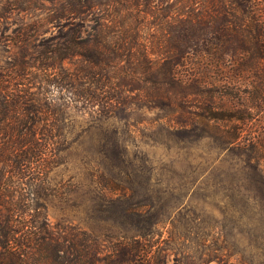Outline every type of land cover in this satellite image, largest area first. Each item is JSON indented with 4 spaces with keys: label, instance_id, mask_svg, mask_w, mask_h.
<instances>
[{
    "label": "trees",
    "instance_id": "obj_1",
    "mask_svg": "<svg viewBox=\"0 0 264 264\" xmlns=\"http://www.w3.org/2000/svg\"><path fill=\"white\" fill-rule=\"evenodd\" d=\"M34 1L0 0V264H168L166 221L134 201L156 184L126 140L141 126L161 144L218 140L243 156L264 200V0H61L48 39L42 21L4 23ZM194 58L214 75L181 73ZM73 147L109 171L91 175V200L120 229L107 252L48 219L52 198L71 197L49 176ZM107 173L128 178L108 181L112 197Z\"/></svg>",
    "mask_w": 264,
    "mask_h": 264
},
{
    "label": "rangeland",
    "instance_id": "obj_2",
    "mask_svg": "<svg viewBox=\"0 0 264 264\" xmlns=\"http://www.w3.org/2000/svg\"><path fill=\"white\" fill-rule=\"evenodd\" d=\"M60 1L35 0V8L8 15L4 23L16 28L18 24L42 21L38 36L51 38L58 30L49 19L61 7ZM3 40L0 37V48ZM194 59L180 72L186 74L195 68L200 77L214 75L213 71L204 72V59ZM138 116L146 120L155 117L149 111L139 112ZM78 122L85 123V118L79 115ZM126 140L133 153L137 152L139 166L156 168L155 172H138L143 178L152 174L156 184L149 191L140 190L134 201L149 202L152 212L166 221L158 229L157 238L164 241L161 248L168 264H264V200L256 185V173L247 167L242 155L223 151L218 140L207 138L180 145L161 144L151 138L145 126ZM130 159L133 161V156ZM61 162L51 171L49 180L71 197L68 201L51 199L49 221L69 223L89 234L105 252L109 251L113 240L109 235L118 236L120 229L115 215L99 212L91 200L95 187L92 173L109 171L89 165L77 147L64 152ZM115 177L128 180L123 174L115 173L113 178L107 173L101 184L111 197L117 186L108 181L116 184ZM119 184L122 188L129 186L126 181Z\"/></svg>",
    "mask_w": 264,
    "mask_h": 264
}]
</instances>
